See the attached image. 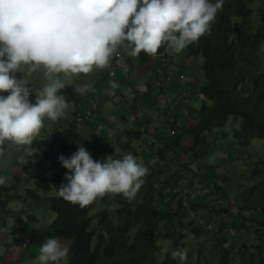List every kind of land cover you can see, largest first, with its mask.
<instances>
[{
    "label": "trees",
    "instance_id": "16d2710c",
    "mask_svg": "<svg viewBox=\"0 0 264 264\" xmlns=\"http://www.w3.org/2000/svg\"><path fill=\"white\" fill-rule=\"evenodd\" d=\"M262 41L264 0H224L211 22V33L184 49L186 67L178 71L179 77L194 81L189 82L191 86L202 82L198 88L188 89L195 97L189 98L190 101L198 102L199 109L182 103L186 116L180 123V132L169 141L171 145H165L171 153H161L169 164L171 154L177 155L176 145L190 138L191 146L186 150L193 154L186 160L192 167L185 165L186 170L197 167L199 161L202 164L212 153L210 150L217 151L219 139H230L231 150L235 151L232 160L241 164H244L242 156L253 145L255 163L249 180L253 185L250 195L244 190L248 182L230 192L219 183L212 188L213 182L206 181L209 172L205 171L201 183L207 190L203 195H195L196 199L189 203L192 195L186 196L188 190L181 176L172 172L167 183L147 177L143 189L131 201L122 194L106 193L103 196L106 205L95 217L87 206L80 208L61 197H50L47 206L53 211L52 221L43 227L33 226L32 230L45 228L46 239L70 241L68 245L61 240L70 248V264H180L178 258L172 259L171 253L183 248L188 250L184 264H264V52L258 51ZM166 47L167 44H162L157 54ZM145 54L142 51L138 55L143 64L147 62ZM21 75L17 73L18 77ZM202 75L205 78L201 79ZM60 93L66 101L79 98L74 85H65ZM76 124L77 117L72 116L65 129L51 134L41 158L49 164L53 176L40 179L39 189L54 190L65 182L67 169L60 165L58 156H70L77 150L81 141ZM213 171L217 173L215 167ZM217 176L219 182L229 183L224 175L217 173ZM21 182L22 178L15 177L12 183L5 179L0 185V215L7 211L12 194L19 197ZM163 184L169 186L166 194L161 190ZM188 186L193 187L192 183ZM143 190L147 195L139 199ZM208 190L213 192L212 196L221 190L223 201H219L220 197L208 200ZM227 193L234 195L236 201L244 200V206L229 201ZM167 194H171L170 198L165 197ZM207 217L213 226L210 229L199 223ZM41 219L30 216L39 225ZM167 243L169 247L165 248ZM226 243L228 247H224ZM36 252L39 255V249L33 256Z\"/></svg>",
    "mask_w": 264,
    "mask_h": 264
},
{
    "label": "clouds",
    "instance_id": "9594fccd",
    "mask_svg": "<svg viewBox=\"0 0 264 264\" xmlns=\"http://www.w3.org/2000/svg\"><path fill=\"white\" fill-rule=\"evenodd\" d=\"M223 3L224 0L215 3L212 0H0V145L4 144L6 148H11L12 143L26 145V155L23 154L22 159L33 164L41 163L48 169L46 165L49 164L41 158L46 143L52 133L65 129L72 116H76L77 132L84 143L77 144V150L70 156H58L60 165L67 172L63 178L65 182L58 188L52 186L57 189L49 190L53 191L50 197H61L80 208L88 207L106 193L122 194L131 201L144 184L143 178L151 176L154 179L155 173L147 174L149 169L131 153L122 158L118 154L101 159L89 148L90 135L92 140H100L102 136L96 130L88 135L82 132L79 127L83 125L84 129L87 113H79L73 107L86 95L90 103L96 105L99 92L92 87L83 95L85 81L81 88L76 86L79 98L66 101L60 93L65 84L59 74L68 77L82 73L85 74L84 80L104 72L107 79L114 82L119 72L124 76L125 70L129 66L135 67V63L138 69L157 64L156 76L163 78L156 83L157 88L163 91L168 88L171 78L167 72L171 69L185 86L180 95L169 98L170 104H191L189 98L195 97L188 93V89L198 88L202 82L191 86L189 82L193 80L179 77L178 69H183L185 63L184 49L211 33V22ZM162 44H167L166 50L157 54ZM173 50L177 53L175 57L171 56ZM142 51L146 53L147 62L144 64L138 57ZM258 51L264 52V41L258 45ZM22 66H27L28 73L43 67L49 83L42 88L31 86L24 78ZM18 72L21 77L17 76ZM176 127L180 132V125ZM171 131L172 136L177 134L175 128ZM176 146L178 155V149L187 151L186 147L191 143L184 148ZM3 153L6 155L0 151V155ZM94 154L95 160L92 158ZM186 157L184 154V162L168 167L167 173L163 174L161 170L158 180L164 176L166 179L162 180L167 183L172 172L180 175L185 171ZM10 163L12 165V161ZM20 163L15 168L28 172L25 162ZM37 171L35 175H23L27 182L31 180L36 185L37 189L29 190L34 198L48 192L38 188L37 182L44 178H39ZM13 177L19 176L13 174ZM4 183L5 178L0 176V185ZM22 190L24 187H20V192ZM170 195L165 197L170 198ZM47 202L45 199V208ZM26 209L33 213V206H26ZM202 225L209 229L213 227L209 223ZM38 230L40 235L34 234V237L39 255L34 264H70V248L59 238L46 239L45 228ZM224 247H228V243ZM187 252L186 248L176 249L171 257L184 264Z\"/></svg>",
    "mask_w": 264,
    "mask_h": 264
},
{
    "label": "rangeland",
    "instance_id": "374dc122",
    "mask_svg": "<svg viewBox=\"0 0 264 264\" xmlns=\"http://www.w3.org/2000/svg\"><path fill=\"white\" fill-rule=\"evenodd\" d=\"M177 53L173 50L171 53L172 57H175ZM186 67V63L182 65V68ZM133 69L136 71L135 77L138 78L140 77V72L139 69L136 67H133ZM22 72L24 73V78L28 81V83L36 88H42L45 86L49 81L44 76V69L41 67L34 73H28L27 66H22ZM85 77V74H76L72 76L66 77L64 74H59V79L65 84V85H75L78 88H81L84 82H82V79ZM123 75L120 74L119 78H122ZM181 81L180 79L178 82ZM183 85V82L181 81V86ZM160 88V87H159ZM8 93H4V95H7ZM199 106V103L197 102L196 104ZM58 126V125H56ZM79 129L85 133L83 129V125L79 127ZM156 129L153 128V131ZM103 132H101L102 134ZM132 136L126 137V141L123 144V147L120 148V157L122 158L123 156L131 153L133 154L138 162L142 163L145 167L146 164H151L152 166L155 167V176L154 179L158 180V177H160V171L162 168L160 166H155V160H157V156L160 151L161 147L163 144L157 143L155 138L150 135H144L142 136V141L139 142V138L136 140H132L134 143V146H132L130 142ZM218 140V139H217ZM34 141V140H33ZM90 141L93 142L92 146L94 147L95 145L101 149L102 145L100 143V140L94 139L92 140L91 135H90ZM230 139H219L216 141L217 147L220 149L213 150L209 153L205 161L201 164L199 161L198 165L196 164L197 167H194L193 169H186L182 173H180L179 176H181L182 181L184 182V185L186 186L187 194L186 196H191L189 198V203H191L190 200L196 199L195 195H203L206 187H203L202 184L204 183L203 178L201 175L205 172L208 171L209 175L206 179L209 183L212 181L213 183L211 184V187L214 188L215 184H220L221 188H226L227 192L233 191L234 189L244 186L243 183H247V188L244 190H247V195H250L252 193V188L253 185L251 182H249L250 178H252L251 172L254 170V163L255 161L252 159V153L254 150V146L252 145L249 147L244 155L242 156L244 160V164L238 163L235 161V159L232 160V157L235 154V151L232 149L231 150V143L229 142ZM12 143V142H10ZM260 145L263 147V142H258ZM171 145V143L167 144ZM187 145V143H186ZM26 145H16L12 143V146L10 145L11 148H6L4 147V144L0 146V151L6 152V155H10L11 159L5 160L0 158V176L4 177L7 181L12 183L14 177L13 174H16V176H19L22 178V182L20 184V187H24V190H22L19 194V197H16L15 194L11 195V199L8 201V205L6 206V210L0 218V264H34L36 261V257L38 256V253L36 252L35 256H33V253L38 250V244L35 241L34 234L36 236L40 235V231L38 229L32 231V227H43L47 223H50L52 220V214L53 211L50 210L47 206L46 203V208H45V199L47 202V198L53 195V191H48L45 193V195L42 196V191L40 193V196L34 198L31 196L30 191H33L36 188L35 183L31 180L27 182V179L23 177L24 173L26 175H35V172L37 171V174H39V178H51L53 173L51 170H49V165L48 169H45L43 166H41V163H35L33 164L32 161L22 159V155H26ZM91 146V147H92ZM141 146V147H140ZM89 147V148H91ZM182 149H178V155L177 160L170 163L168 167H175L177 166L180 162H184V154L188 156L189 154H193L192 152L185 151ZM95 158V154L93 156ZM104 158V157H102ZM101 158V159H102ZM100 159V160H101ZM257 159V158H256ZM5 161H12V165L8 168L5 167ZM19 161L22 163V161L25 162V169L28 172H25L24 169H17L15 168L16 165L19 163ZM161 164H163V160L160 159ZM20 163V164H21ZM192 163H188V160H186V166L192 167ZM210 164V165H209ZM195 165V164H194ZM220 166V167H219ZM213 167L217 169V173L220 175H224L225 179L227 182V185L223 182H219L217 173L213 171ZM13 172V173H12ZM148 174V173H147ZM146 174V175H147ZM211 177H214V179H211ZM161 178H165L164 176H161ZM144 182H146V176L143 178ZM180 179V178H179ZM262 180V179H261ZM203 182V183H201ZM192 183V188H189V184ZM156 184V183H155ZM228 184L231 185V188L228 187ZM143 185L141 186V190L143 189ZM169 186L166 184L161 185V190H163L164 194L165 192H168ZM178 189H182L178 187ZM196 190V191H195ZM263 190V187L261 188ZM210 192V196L207 197L208 200L213 199L214 197L218 198L220 197L219 201H223L221 198V190H216L217 195L212 196L213 192L211 190H208ZM193 192V193H192ZM146 190H143L142 192H139V199H141V195H147ZM185 194V193H184ZM183 194V195H184ZM206 194V193H205ZM228 197L229 201L232 202H237V204L244 206V200L241 198L236 201L235 196L227 193L226 195ZM104 197L97 198L93 203L88 205L89 209H92L91 211V216L95 217L97 212H99L101 209H103L106 205V203L103 201ZM122 202H125L123 199ZM26 206L30 207L33 206V213L31 212L30 209H26ZM45 208L42 211V208ZM235 209V207L233 208ZM4 210L1 211V213ZM40 211H42V216H46L44 219H41L40 217ZM235 212L237 210L235 209ZM35 215L36 217H39L42 221V225H39L35 223L34 221L30 220V216ZM206 216V215H205ZM194 220H197V218L194 216ZM228 218V217H227ZM204 220V219H202ZM199 221V220H198ZM209 222V218L207 217L204 220V223L201 224H207ZM64 240V239H60ZM67 242V244H70V241L64 240ZM264 244V241H263ZM169 247V243L165 245V248ZM34 258V259H33Z\"/></svg>",
    "mask_w": 264,
    "mask_h": 264
},
{
    "label": "crops",
    "instance_id": "0c3cea01",
    "mask_svg": "<svg viewBox=\"0 0 264 264\" xmlns=\"http://www.w3.org/2000/svg\"><path fill=\"white\" fill-rule=\"evenodd\" d=\"M157 66V64H153L139 69L141 75L138 78H134L136 71L129 66L128 70H125V75L119 78L121 74L119 72L114 82L109 81L104 72H98L82 80V82L86 81L85 88L82 90L83 95L87 94L92 87L97 88L99 95L96 105H92L89 101L90 98L86 95L73 109L79 113H87L84 119L86 135L93 130L98 131L99 134L103 132L100 139L101 149L96 145L93 147V142L87 141L88 146H92L91 149L99 158L106 155L118 156L121 154L120 148L123 147L126 137L132 136L129 143L134 146L132 140L139 138V142H141L142 136L147 134L153 136L157 143L163 144L157 155L159 157L155 160V166H160L164 174L167 173L168 165L174 162V153L171 154L173 159L169 164L161 156V153H171L170 149L165 148V145L169 144V141L174 137L170 132L175 128V132L178 134L179 130L176 126L180 125L186 116L182 106L171 105L169 102V98H176L185 91V86H181V81L178 82L174 70L171 69L167 72L171 78L168 88L165 91L157 88L156 83L163 80L156 76ZM135 67L138 69L137 63H135ZM113 83H115V87H113ZM188 105L197 106L194 103ZM153 128L156 130L153 131ZM81 143H84L83 138ZM186 143L189 145L191 139H187L180 146L184 148ZM0 158L8 160L11 159V156L3 153ZM160 159L163 160V164ZM10 166V161H5L4 168ZM146 167L149 169L148 174L155 173V167L150 163ZM17 169L19 168L17 167Z\"/></svg>",
    "mask_w": 264,
    "mask_h": 264
}]
</instances>
